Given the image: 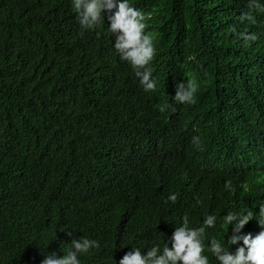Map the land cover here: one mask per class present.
Returning a JSON list of instances; mask_svg holds the SVG:
<instances>
[{
	"label": "trees",
	"instance_id": "trees-1",
	"mask_svg": "<svg viewBox=\"0 0 264 264\" xmlns=\"http://www.w3.org/2000/svg\"><path fill=\"white\" fill-rule=\"evenodd\" d=\"M130 2L153 14L154 92L65 25L62 2L0 0V264H40V247L59 256L82 236L99 247L81 264H116L130 246L162 245L182 217L216 215L206 233L223 238L224 213L264 202V120L253 122L264 12L248 0ZM244 26L255 41L238 37ZM179 64L201 87L170 108Z\"/></svg>",
	"mask_w": 264,
	"mask_h": 264
},
{
	"label": "clouds",
	"instance_id": "clouds-1",
	"mask_svg": "<svg viewBox=\"0 0 264 264\" xmlns=\"http://www.w3.org/2000/svg\"><path fill=\"white\" fill-rule=\"evenodd\" d=\"M53 1L62 2V7L65 8V12L60 15L64 18L65 25L80 36L96 37L98 43L110 50L116 59L130 66L131 73L146 92H154L157 82L160 85V80L155 82L151 69L157 52L155 42L153 43L156 33H152V12L139 9L130 0ZM248 2L250 7L264 12V5L259 4L258 0ZM241 18L252 24L256 23L251 15L242 14ZM245 29L246 26L242 27L238 37L245 42L255 41L257 36L250 29L243 33ZM177 71L180 80L175 85L172 97L174 102L169 103L170 108H177L179 104H194V93L200 86L196 71L188 72L181 64ZM175 102L177 104L174 105ZM226 112L230 117L235 115L233 109ZM255 115L253 122H258L260 117L264 120L262 112ZM261 123L263 124L262 120ZM193 142L198 144V138L193 137ZM224 188L229 193L233 191L230 181H225ZM176 201L177 194L172 192L167 195L165 202ZM250 220H255L260 228L256 234L242 231ZM217 223V216L213 214L203 215L201 223L192 226L187 217H182L179 225L172 227L170 235L165 233L162 245L152 244L145 246L143 250L141 247L130 246L118 261L115 260L116 264H264V202L258 203L254 210L224 213L223 219L219 221L221 226H227L223 238L206 233V229H215ZM66 235L72 237L71 231H66ZM233 245H236L234 250ZM98 247L96 239L84 236L79 239L71 238L70 246L59 256L55 251H48L47 247H40V254L43 256L40 264H81L80 258L90 255Z\"/></svg>",
	"mask_w": 264,
	"mask_h": 264
}]
</instances>
